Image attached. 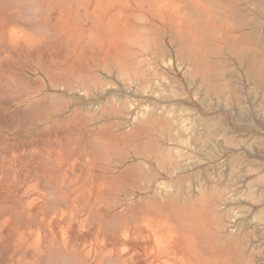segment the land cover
I'll list each match as a JSON object with an SVG mask.
<instances>
[{
	"label": "rangeland",
	"instance_id": "374dc122",
	"mask_svg": "<svg viewBox=\"0 0 264 264\" xmlns=\"http://www.w3.org/2000/svg\"><path fill=\"white\" fill-rule=\"evenodd\" d=\"M95 4L0 0V264H119L138 228L161 261L182 230L211 264H264V0ZM94 161L112 185L98 237Z\"/></svg>",
	"mask_w": 264,
	"mask_h": 264
},
{
	"label": "bare ground",
	"instance_id": "6f19581e",
	"mask_svg": "<svg viewBox=\"0 0 264 264\" xmlns=\"http://www.w3.org/2000/svg\"><path fill=\"white\" fill-rule=\"evenodd\" d=\"M102 4V0H96V4H95V10H97L99 7ZM114 9H119V5H114L113 7ZM23 9V8H22ZM86 12H88V10H86ZM19 16H21V14L19 12H17ZM89 13V12H88ZM151 13H152V10H151ZM12 14V13H10ZM9 14V15H10ZM71 14V13H70ZM172 14V13H171ZM68 17V14L66 13L64 16ZM78 15V14H77ZM103 16L100 18V21H101V26L104 28V27H107L109 24H111L112 22H114L115 26L118 28L119 27V24L115 21L116 19V13H110L109 15V18H107V15L108 14H102ZM125 15V14H123ZM69 18V17H68ZM71 18V17H70ZM70 18L68 20H70ZM163 20V19H162ZM58 22V21H57ZM56 22V24H57ZM48 23V22H46ZM68 23V24H67ZM66 24H64V28L66 27V25L68 26L70 23L67 21ZM172 24V22H170ZM169 23V24H170ZM44 24V23H43ZM59 24H60V27L62 26L63 23H61V20H59ZM58 24V25H59ZM128 24V23H127ZM52 25V23H51ZM57 25V26H58ZM149 26H152V27H155L154 25V22L152 24L149 25ZM170 26V25H169ZM168 26V23L163 20L162 21V27L168 29L169 28ZM52 27V26H51ZM63 28V29H64ZM157 29V28H155ZM174 29V28H173ZM122 31V30H121ZM173 31V30H172ZM58 36V35H57ZM188 36V35H187ZM48 37H49V34H48ZM184 38V37H183ZM228 38V37H227ZM46 36L44 35H41V36H37L36 39L33 41V43L31 44L30 42H28V44L30 46H33L35 47L36 49L46 42ZM191 40V39H190ZM189 40V41H190ZM229 40V39H228ZM240 40V39H239ZM56 41V40H55ZM185 41V40H184ZM188 41V40H187ZM192 41V40H191ZM48 42V40H47ZM59 43V42H57ZM48 44V43H47ZM40 46V48L43 49V47ZM47 46V45H46ZM59 46V45H58ZM1 50V49H0ZM38 50V49H37ZM36 51V50H35ZM43 52V51H42ZM39 53V52H38ZM43 55V53H42ZM35 56V54H34ZM36 57V56H35ZM34 58V57H33ZM37 58H39L37 56ZM43 59V56L41 57ZM40 58V60H41ZM38 60V59H36ZM35 60V62H37ZM44 61V60H43ZM42 62V61H41ZM44 62H42L43 64ZM42 66V65H41ZM40 66V67H41ZM62 67V66H61ZM43 68V66L41 67ZM48 68V67H47ZM44 70V69H43ZM45 71V70H44ZM48 71V69H47ZM7 72V71H6ZM46 74V73H45ZM47 74H50L49 72ZM51 77H52V74H50ZM49 75V76H50ZM54 78V79H53ZM53 78H50L52 81L55 80V77L53 76ZM56 81H57V78H56ZM56 81L52 82V84L56 83ZM79 110V109H77ZM77 113V111H76ZM73 130V129H72ZM13 131V130H12ZM77 131V130H76ZM79 132V131H77ZM93 133V132H91ZM100 134V133H99ZM101 135V134H100ZM106 135V134H104ZM79 136V135H78ZM84 136V135H83ZM103 137V136H101ZM107 137V136H105ZM84 138V137H83ZM83 138H81L82 142L84 143L86 141L87 143V139L85 138V140H83ZM72 140V139H71ZM80 141V139H78ZM89 140V139H88ZM69 141V140H68ZM92 141V140H91ZM110 141V140H109ZM70 142V141H69ZM74 143H78V141L74 142ZM85 143V144H86ZM88 143L90 144V141H88ZM110 143V142H109ZM78 144H82L81 141L80 143ZM84 144V145H85ZM89 144H87V146H90ZM94 145L96 144H93V148L95 149ZM106 145L109 146V148L111 147L110 144H105V147ZM87 146H83L82 144V147H84V150L86 149ZM107 148V147H106ZM105 148V149H106ZM61 149V148H60ZM111 149V148H110ZM56 151V150H55ZM109 151V150H108ZM66 155V154H65ZM103 157V155L101 156V158ZM106 155H104V158H102V160L104 159L105 161V166H102V164H100L102 166V170L103 171H112L114 169V162L113 160L110 158V157H107L105 159ZM99 158V157H98ZM100 158V159H101ZM62 159V157H61ZM60 163V162H59ZM63 163V162H61ZM6 168V167H5ZM10 168V167H8ZM91 169L88 170L87 174H85V176L87 177L86 178V181H90L91 183V189L89 191V194H87L88 196L86 197V203H85V206H84V213H83V218L81 219L83 223H89L90 224V227H91V230L94 232V234L98 237L99 235H101L103 232H106L107 230L109 231L111 229L110 228H106V222H104V218L103 216L106 215V212H101V210L99 209V206L102 205L101 202L104 200L106 194L110 193L109 191H112V185L110 184V182L108 181V177L106 178L105 175L103 173H94V170L96 169H99L100 166L98 164L94 163L92 164V166L90 167ZM101 169V168H100ZM15 171V170H14ZM10 172H12V170H10ZM12 174V173H11ZM18 175V174H17ZM11 176V175H10ZM84 176V177H85ZM12 177V176H11ZM83 177V178H84ZM17 179V178H16ZM108 179V180H107ZM113 181V180H112ZM17 184V182H16ZM16 192H17V188H16ZM12 196V195H11ZM108 196V195H107ZM10 197V196H9ZM6 200H12L11 197ZM110 196H108V200ZM17 198L19 197H15V201L17 200ZM21 201V200H20ZM14 202V200L12 201ZM109 202V201H108ZM22 203V202H21ZM15 204V203H14ZM7 206V205H6ZM25 206V205H24ZM9 207V205L7 206ZM17 207V206H16ZM20 207V206H18ZM44 207H46V202H44ZM8 209V208H7ZM18 209V208H17ZM108 212V211H107ZM19 213V212H18ZM20 215V213H19ZM1 218V217H0ZM168 218V217H167ZM3 219V218H2ZM9 219V218H8ZM110 220V219H109ZM1 221V220H0ZM3 221V220H2ZM106 221V220H105ZM104 223H106L104 225ZM144 223V222H143ZM88 224V225H89ZM4 225V224H3ZM138 225V223H137ZM146 226V225H145ZM15 228V231H17L16 227ZM179 228V227H178ZM184 230V229H183ZM129 231V230H128ZM127 233V232H126ZM184 231L180 230V233L178 236L174 237L171 242H170V250L172 251L173 254L177 255L178 253H182L183 254V258L181 259V261H177V260H172V259H167V260H164V261H161L159 258H156V257H153V248H152V245L150 243V239H149V233H146L144 229L142 228H138L134 231V234L140 236V237H143L145 239V243L143 244H139L137 243L136 241H134L130 236L129 234L126 235L125 237V240L122 241V243L126 246V249L124 252H117V262L119 264H211L210 261L204 256V255H200V254H197L195 252L192 251L193 247H194V244H192L191 242H188V240L186 239L185 236H183L184 234ZM5 234V233H4ZM194 234V233H193ZM17 235H18V240L20 242H23L24 240V232H20L18 233L17 231ZM195 235V234H194ZM197 238V237H196ZM198 239V238H197ZM117 242L119 243V239L117 240ZM115 247V246H114ZM138 248H141L142 250H139ZM15 249H18L15 248ZM134 250L133 254L131 256H128L127 254L129 252H131V250ZM19 250V249H18ZM17 250V251H18ZM16 251V250H15ZM122 251V250H121ZM113 252V250L111 251ZM102 256L98 259V262L97 264H104L105 263V260H106V255L103 253L101 254ZM204 256V257H203ZM111 258H109L110 260ZM213 264V262H212Z\"/></svg>",
	"mask_w": 264,
	"mask_h": 264
},
{
	"label": "crops",
	"instance_id": "0c3cea01",
	"mask_svg": "<svg viewBox=\"0 0 264 264\" xmlns=\"http://www.w3.org/2000/svg\"><path fill=\"white\" fill-rule=\"evenodd\" d=\"M264 34H262V36H263Z\"/></svg>",
	"mask_w": 264,
	"mask_h": 264
}]
</instances>
